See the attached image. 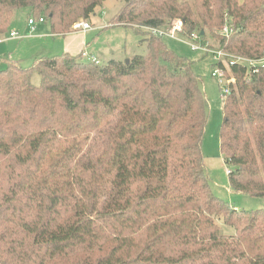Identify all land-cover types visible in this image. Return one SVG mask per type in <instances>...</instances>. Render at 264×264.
Here are the masks:
<instances>
[{"label": "trees", "instance_id": "trees-1", "mask_svg": "<svg viewBox=\"0 0 264 264\" xmlns=\"http://www.w3.org/2000/svg\"><path fill=\"white\" fill-rule=\"evenodd\" d=\"M106 1L0 0V35L29 9L66 36ZM123 2L114 27L142 35L145 55L0 61V264H264V210H236L211 189L200 78L142 29L181 20L185 39L203 33L214 49L260 59L264 0ZM220 67L235 79L220 129L230 188L264 198V69Z\"/></svg>", "mask_w": 264, "mask_h": 264}, {"label": "rangeland", "instance_id": "rangeland-1", "mask_svg": "<svg viewBox=\"0 0 264 264\" xmlns=\"http://www.w3.org/2000/svg\"><path fill=\"white\" fill-rule=\"evenodd\" d=\"M123 0H107L102 7L87 22L91 30L83 33L75 32L72 28L69 35H53L50 25L37 23L36 30L29 26V9L16 12L9 32H16L22 39H12L0 43L2 59L19 62L21 67L30 68L36 59L60 56L66 52V40L71 37L75 41L74 54L79 56L83 48L89 57L81 60L85 63L95 56L101 63L110 61L125 62L135 55H145L147 45L142 42L143 36L136 34L132 28L114 27L116 15L123 8ZM164 43L178 56L188 59L192 63V70L201 80V87L209 102L208 125L203 141V156L206 172L209 176L211 189L216 197L228 203L239 211L264 210V198H257L237 193L231 190L228 177V166L220 150V129L223 122V99L220 86L216 78L212 77L215 61L211 56L200 52H193L188 46L170 39H163ZM212 44V38L206 39ZM205 41V42H206ZM209 44V45H210ZM82 45L84 47H82ZM3 47V48H2ZM91 58V59H90ZM1 61V60H0ZM6 68L5 62L0 63V71ZM34 86L40 85V76L35 73L32 79ZM218 225L222 235H235L232 227L226 226L219 220Z\"/></svg>", "mask_w": 264, "mask_h": 264}, {"label": "built area", "instance_id": "built-area-1", "mask_svg": "<svg viewBox=\"0 0 264 264\" xmlns=\"http://www.w3.org/2000/svg\"><path fill=\"white\" fill-rule=\"evenodd\" d=\"M37 23H45L44 18L39 20L30 19L28 21L29 26L35 27ZM184 23L181 20L173 22V25L169 29H157V28H148L143 27L142 29L153 36H157L163 39H170L178 41L179 43L188 46L193 52L203 53L207 56H211L215 61V68L212 72V77L216 78L220 86L221 97L224 100L231 92V85L235 84L234 78H229L226 75V70L223 67H220V63H223L226 68L235 65H243L248 68L253 69L255 72H258L260 69H264V56L260 59H249L242 56H237L229 54L223 50H217L212 48L207 42L202 38V35L198 32L191 34L187 39L182 37L184 33ZM91 25L87 22H79L73 26L75 32H87L91 30ZM223 35L228 36L231 33V29L225 27L223 30ZM24 36L19 35L16 32H10L7 35H0V43L12 39H22ZM87 57V54H84ZM97 64L99 61L95 58L92 59Z\"/></svg>", "mask_w": 264, "mask_h": 264}, {"label": "crops", "instance_id": "crops-1", "mask_svg": "<svg viewBox=\"0 0 264 264\" xmlns=\"http://www.w3.org/2000/svg\"><path fill=\"white\" fill-rule=\"evenodd\" d=\"M36 29H38V28H34V30H36ZM174 41V40H173ZM174 42H177V43H179L178 41H174ZM4 43V42H3ZM2 44V43H1ZM179 44H181V43H179ZM74 45H75V41H74V39L71 37L70 39H68V40H66V43H65V49H66V52L65 53H68V54H70V55H72V56H76L75 54H74ZM82 47H84L83 45H82ZM3 48V47H2ZM85 49H86V47L85 48H83V50L81 51V54L82 53H87V52H85ZM4 52V48H3V50L2 49H0V60H2V56H4L2 53ZM89 55V54H88ZM93 58H95V59H97L95 56H93ZM98 60V59H97ZM128 60V59H127ZM126 60V61H127Z\"/></svg>", "mask_w": 264, "mask_h": 264}, {"label": "water", "instance_id": "water-1", "mask_svg": "<svg viewBox=\"0 0 264 264\" xmlns=\"http://www.w3.org/2000/svg\"><path fill=\"white\" fill-rule=\"evenodd\" d=\"M203 35V33H201Z\"/></svg>", "mask_w": 264, "mask_h": 264}]
</instances>
